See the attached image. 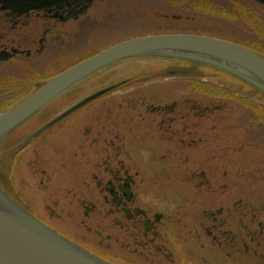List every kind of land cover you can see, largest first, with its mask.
I'll list each match as a JSON object with an SVG mask.
<instances>
[{
	"label": "flooded vegetation",
	"instance_id": "af4514ba",
	"mask_svg": "<svg viewBox=\"0 0 264 264\" xmlns=\"http://www.w3.org/2000/svg\"><path fill=\"white\" fill-rule=\"evenodd\" d=\"M152 1H80L27 10L16 0H0V113L57 70L65 69L75 45L84 44L91 35L95 40L96 36L115 38L122 29L133 32L137 22L143 20L149 22L147 26L159 23L161 29L156 33L211 37L264 58L263 4L254 0H181L178 4L161 0L152 9ZM92 26L98 28L97 32H92ZM146 30L154 34L155 28ZM150 73H175L164 85L182 86L176 95L183 99L150 105L147 94L136 93L146 85L139 79ZM127 75L124 81L108 84L106 87H117L103 99L132 85V149L125 141L127 137L132 139L131 131L121 130L116 110L113 115L106 109L89 112L85 118L93 119L97 113L101 120L100 132L93 144H88L95 162L86 161L80 167L82 172L86 169L87 177L82 179L81 169L74 168L77 165L66 166L61 175L69 173V180L54 187L44 163L35 155L24 169L35 172L26 174L35 185L34 195L22 190L16 178L22 170L23 155L49 131L13 151L44 123L35 127L32 125L39 119L29 121L6 142L8 155L7 162L0 166V185L41 223L110 264H264V200L255 201L256 196L249 194L250 179L244 178L249 171L246 164L241 174L236 171L239 163L221 169L222 181L206 178L203 171L194 172L203 163L195 167L182 162L183 168L191 171L190 178L184 180L187 185L181 186L174 203L167 199L168 181L155 172L159 166L133 157L139 153L189 156L193 152L201 156L212 148L218 151V122L212 114L220 102L248 111L244 123L252 126L251 132L227 136L231 145H236L227 149L244 159L250 154L264 158V131L260 130L264 125V99L223 73L189 62L144 64ZM210 88L216 91L213 97L204 94ZM229 94L235 98H229ZM245 104L257 109L251 113ZM84 139L87 142L88 137ZM136 139L150 144L137 146L140 143ZM40 142L43 148L47 140ZM41 146L36 145L40 147L37 149ZM160 167L168 169L166 165ZM206 167L211 169L210 165ZM228 175L239 178L227 180ZM72 218L77 221H70Z\"/></svg>",
	"mask_w": 264,
	"mask_h": 264
},
{
	"label": "water",
	"instance_id": "95a60500",
	"mask_svg": "<svg viewBox=\"0 0 264 264\" xmlns=\"http://www.w3.org/2000/svg\"><path fill=\"white\" fill-rule=\"evenodd\" d=\"M25 9L95 0H16ZM264 5V0H254ZM134 59L182 61L223 73L264 99V58L252 51L211 37L159 34L117 43L41 84L14 107L0 113V160L8 155L6 142L21 126L53 101L90 76L116 63ZM166 73L162 77H175ZM117 86L80 99L40 126L13 149L29 143ZM0 264H110L35 218L0 185Z\"/></svg>",
	"mask_w": 264,
	"mask_h": 264
},
{
	"label": "rangeland",
	"instance_id": "374dc122",
	"mask_svg": "<svg viewBox=\"0 0 264 264\" xmlns=\"http://www.w3.org/2000/svg\"><path fill=\"white\" fill-rule=\"evenodd\" d=\"M154 5L151 7L156 8L155 5H158L159 1L161 0H153ZM152 1V2H153ZM163 1V0H162ZM145 2H143L144 4ZM178 14V13H174ZM135 11L133 12V24L135 23ZM149 22H145V20L141 21L140 23L137 22L136 30L133 28V32H129V30L122 29L121 32H118L115 38L110 37V35H106L101 38H97L96 36L95 40H91L94 38L92 35L87 39V41L82 44L81 42L78 45H75V51L73 52V56L69 59L68 64L66 63L65 66L72 65L73 63H76L77 61H80V59H83L87 55H90L92 53H96L100 51L101 49H104L105 47H108L114 43L120 42L122 40L135 37V35L147 34L149 33L146 29L150 28L151 26H154L155 30H153L154 33L159 32L161 29V25L159 23L148 24ZM112 27H107V30H110ZM98 28L96 26H92V32H97ZM144 31V32H141ZM156 31V32H155ZM139 33V34H137ZM73 58V59H72ZM147 65H155L158 63V61L154 60H128L124 61L122 63H119L117 65L111 66L97 74H95L90 79H87L82 84H80L74 91L70 94L63 95L58 102H55L53 105L49 106L45 114L43 112V116L39 115L38 117L33 119V122H36L32 126H37L43 122H46L50 119H52L53 115H56L57 113L62 112L67 106L70 104H73L75 101H77L80 98H83L84 96L93 93L95 91H98L104 87H106L108 84H112L121 80H125L128 78L129 72L131 70H135L139 68L140 66H144V64ZM61 65H59L60 67ZM58 67V68H59ZM62 69V68H61ZM58 72V70L56 71ZM145 79L141 80L139 79L138 82H145L146 85L143 87H139L138 91L136 93H139L141 95L147 94V98H149L148 103L150 105H154L156 101L163 100L164 102H171L166 100H173V99H183L181 96H177L176 94L180 93L178 89H181L182 86L179 85H164L167 83H170L171 81L163 80L165 78H160L159 73H150L145 76ZM167 79V78H166ZM135 81V80H134ZM132 81V82H134ZM173 82V81H172ZM131 84H128L124 88H122L119 93H116L114 96H108L106 100L103 98H100V100H94L91 104L86 106L85 108L79 110L78 112L74 113L71 117L64 120L62 123L59 124L58 127L53 128L50 130L46 135L42 136L41 138L34 141L35 143L31 145L30 150L25 153L22 157V169L18 172L17 180L20 186H22V190L28 191L29 193L36 194L35 193V185L32 181H30L29 177L26 175L34 174L33 171H26L24 169L27 168V164L29 162H32L33 160L39 159L40 162L44 163L47 176L51 179L52 185L55 187L57 185H60L64 182V179L69 180V177L67 175L62 176V170H65L64 167L66 166H75L76 169H81L80 167L83 166L84 162L93 163L95 162V157L90 156L91 147L88 151V144H93L94 138L97 136V134L100 132V120L101 117L97 116V113L93 119L85 118L87 117L89 112L92 111H98L100 112L103 109L110 110V113L112 111L116 110V113L118 114L117 119L122 122V131H131L129 136H132V139L126 138L125 141L129 144H131V149L133 148V119L135 120V114L131 112L132 104H133V95L130 92ZM182 92V91H181ZM210 93H214L216 95V91L213 90V88L209 89ZM220 92H218L219 94ZM134 94V93H133ZM119 97L118 99H115ZM251 105V104H250ZM117 106V107H116ZM218 110L215 111L212 115H216V121L217 124V131H218V148L219 150H213V148L208 151V153L201 155L196 152L194 154H191L189 156L187 155H167V154H160V153H153V154H137L133 155V157H138L139 162H145V163H153V165H157L159 167L158 171L155 170V172L159 173V178L166 179V182L168 181V188H169V196L167 199L170 201H173L174 203H177L178 201V193L181 189L182 185H187L186 182H184L185 179L190 178V172L189 169H184L182 166V162H189L193 165H196L195 167H198L199 164L203 163L202 167H199L200 169L195 170L194 172L199 173L200 171H203L206 175V178L208 179H218L224 181V178L222 177L221 169H228V167L231 164L239 163V170L236 169L237 173L241 174L242 172H245V167L242 165L246 164V167H249L248 176H244V178H248L249 180V194L251 196H256L254 199L259 198L260 200H264V158L262 156L255 157L253 155H249L248 159L242 158L241 155H235L231 152V150L227 149L228 147L233 148L236 145H231L230 138L232 133L236 134L237 132H251V128L249 127L248 123H244L246 120V116L248 119L249 112L245 109H242L238 106H234L232 104H223L218 102L217 103ZM247 106V105H246ZM249 106V105H248ZM255 106H252L250 108H253ZM94 111V112H95ZM213 116V117H214ZM111 119L113 117H110ZM109 118V119H110ZM231 123H228V122ZM71 123H73L74 127L71 126ZM72 128V129H71ZM257 130L256 128H254ZM260 130L264 131V125L261 126ZM86 131L89 132L86 134ZM88 137V140L86 142V139H84V136ZM12 136V135H11ZM83 137V138H82ZM225 137V138H224ZM47 140L46 145L42 148L41 144L42 142ZM130 140V141H129ZM137 143H140L137 146H149V142H146V140L142 139H136ZM227 143L229 146H227ZM36 145L41 146V149H37L40 147H36ZM130 146V145H129ZM252 146V145H250ZM210 147V146H207ZM36 148V149H35ZM221 148V150H220ZM227 149V150H226ZM209 150V149H208ZM234 150V149H233ZM249 153H252L251 147H249ZM133 153V151H132ZM264 153V150L262 151ZM89 154V155H88ZM36 155V157H35ZM239 158V159H237ZM7 156L5 160H0V166L7 162ZM248 163V164H247ZM256 163V164H255ZM257 163L259 165L257 166ZM161 165L168 166L167 170L162 169L160 167ZM210 165L211 169H208L206 166ZM242 166V167H240ZM70 167V168H71ZM156 168V166H154ZM244 168V169H243ZM235 169V168H233ZM84 172H82V169L80 170L82 174V179H85L88 175V172H86V169L83 168ZM66 172V171H65ZM72 173H74L72 171ZM75 174V173H74ZM80 174V176H81ZM247 175V174H246ZM73 178V177H72ZM239 176H230L228 175L225 177L227 180H238ZM228 185H231L230 183ZM52 186V187H53ZM57 190H60V188H57ZM174 193H172V192ZM263 196V197H262ZM256 199L255 201L259 200ZM72 222H76L77 219H70Z\"/></svg>",
	"mask_w": 264,
	"mask_h": 264
},
{
	"label": "trees",
	"instance_id": "16d2710c",
	"mask_svg": "<svg viewBox=\"0 0 264 264\" xmlns=\"http://www.w3.org/2000/svg\"><path fill=\"white\" fill-rule=\"evenodd\" d=\"M163 1H164V0H163ZM170 1L173 2V3H175V4H178V3H180L181 0H170ZM101 50H102V49H101ZM101 50H100V51H101ZM100 51H98V52H100ZM98 52H96V53H92V54H90V55H87V56L84 57L83 59H80V61H77L76 63H73L72 65L67 66L65 69L70 68L71 66H73V65H75V64H77V63H79V62H81V61H83V60H85V59H87V58H89V57L95 55V54H97ZM65 69L58 71L57 74L60 73V72H62V71H64ZM55 75H56V73H55ZM55 75H52V76H55ZM204 94L209 95V96H215L214 93H210L209 91L204 92ZM228 97H229V98H235V96H233V95H231V94H229ZM245 107L249 108V110L251 111V113H254L253 110H256V109H257V106H256V107H253V108H250V107H251L250 104H249V106H248V105L246 106V104H245Z\"/></svg>",
	"mask_w": 264,
	"mask_h": 264
}]
</instances>
